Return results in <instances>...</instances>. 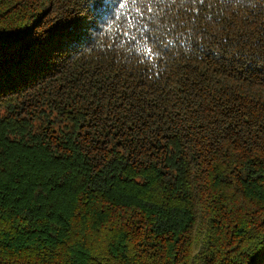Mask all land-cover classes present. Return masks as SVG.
<instances>
[{
    "label": "trees",
    "instance_id": "16d2710c",
    "mask_svg": "<svg viewBox=\"0 0 264 264\" xmlns=\"http://www.w3.org/2000/svg\"><path fill=\"white\" fill-rule=\"evenodd\" d=\"M0 264H264V0H0Z\"/></svg>",
    "mask_w": 264,
    "mask_h": 264
}]
</instances>
